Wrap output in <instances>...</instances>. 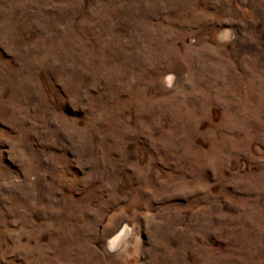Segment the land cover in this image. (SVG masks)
I'll return each instance as SVG.
<instances>
[{
	"label": "rangeland",
	"instance_id": "1",
	"mask_svg": "<svg viewBox=\"0 0 264 264\" xmlns=\"http://www.w3.org/2000/svg\"><path fill=\"white\" fill-rule=\"evenodd\" d=\"M0 264H264V0H0Z\"/></svg>",
	"mask_w": 264,
	"mask_h": 264
},
{
	"label": "bare ground",
	"instance_id": "2",
	"mask_svg": "<svg viewBox=\"0 0 264 264\" xmlns=\"http://www.w3.org/2000/svg\"><path fill=\"white\" fill-rule=\"evenodd\" d=\"M134 230L129 226V224H123L114 235L109 238L107 246L109 250L117 251L122 248V246L132 239L134 236Z\"/></svg>",
	"mask_w": 264,
	"mask_h": 264
}]
</instances>
